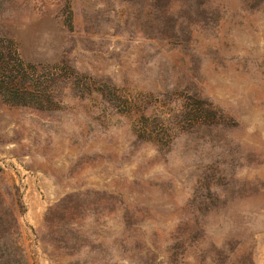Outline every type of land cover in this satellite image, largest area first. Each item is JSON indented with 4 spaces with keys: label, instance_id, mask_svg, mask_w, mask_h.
I'll return each mask as SVG.
<instances>
[{
    "label": "rangeland",
    "instance_id": "rangeland-1",
    "mask_svg": "<svg viewBox=\"0 0 264 264\" xmlns=\"http://www.w3.org/2000/svg\"><path fill=\"white\" fill-rule=\"evenodd\" d=\"M0 264H264V0H0Z\"/></svg>",
    "mask_w": 264,
    "mask_h": 264
},
{
    "label": "trees",
    "instance_id": "trees-1",
    "mask_svg": "<svg viewBox=\"0 0 264 264\" xmlns=\"http://www.w3.org/2000/svg\"><path fill=\"white\" fill-rule=\"evenodd\" d=\"M1 40L0 38V98L13 103L45 105L52 98L51 90L43 80L37 84L27 82L26 73L21 67H10Z\"/></svg>",
    "mask_w": 264,
    "mask_h": 264
}]
</instances>
